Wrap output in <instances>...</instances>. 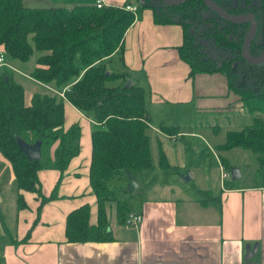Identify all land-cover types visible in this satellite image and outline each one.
Segmentation results:
<instances>
[{"label": "crops", "instance_id": "obj_1", "mask_svg": "<svg viewBox=\"0 0 264 264\" xmlns=\"http://www.w3.org/2000/svg\"><path fill=\"white\" fill-rule=\"evenodd\" d=\"M125 1L104 3L118 6ZM23 2L30 8H70L96 4L97 0ZM181 41L180 26L154 24L152 11L146 9L124 34L122 61L115 53L106 62L107 69L114 70L111 59L117 56L120 69L114 72L129 71L131 81L148 91L145 106L151 118L148 135L154 166L131 172L138 183L133 192L127 191L125 176L111 184L116 193V186L130 195L140 191L134 204H129L127 193L117 195L127 202L128 214L141 216V222L134 226L120 224L116 203H106L111 240L67 242L65 219L69 212L88 204L89 222L96 223L97 204L89 186L88 170L91 132L98 124L65 101V128L77 123L81 130L79 154L61 175L58 199L39 205L37 193L20 191L26 207L17 209L15 192L11 203H3L0 196V206L6 207L5 217L0 218V236L5 241L0 244V264H264V156L238 147L217 150L218 145L225 144L229 132L253 128L255 119L264 122V116L251 115L241 106L231 88L239 79L231 82L230 71L189 77V67L176 50ZM31 64L32 60L25 71L17 64H9L16 71L14 80L24 87L27 104L34 94L45 90L53 93L48 85L29 76L35 62ZM160 125L179 130L174 134L164 132ZM237 126L239 129L233 130ZM179 135L184 138L182 145ZM158 146L173 171L157 166ZM235 156L239 159L232 165ZM245 162L251 164L247 182L237 165ZM0 163L13 180L10 166L1 156ZM231 168L239 170L240 177L235 181L222 178L223 169L230 173ZM186 174L189 179L184 181ZM37 176L39 193L49 196L59 172L43 169ZM28 230V241L20 242Z\"/></svg>", "mask_w": 264, "mask_h": 264}, {"label": "trees", "instance_id": "obj_2", "mask_svg": "<svg viewBox=\"0 0 264 264\" xmlns=\"http://www.w3.org/2000/svg\"><path fill=\"white\" fill-rule=\"evenodd\" d=\"M145 1L146 4L135 5L136 13H132L124 9L130 0L118 6L92 4L70 8H30L23 0H0V53L5 63L19 65L35 57L29 76L48 85L47 89L53 92L34 94L27 104L24 87L14 80L10 70H15L13 65L8 64L9 70H0V156L14 176L17 209L26 207L20 191L37 193L39 205L58 199L61 175L79 154L81 130L77 123L65 128L64 102L98 124L91 132L88 170L89 186L97 204L96 223L89 222L88 204L69 212L65 219L68 243L111 240L105 204L116 203L120 224H125L129 213L127 202L121 201L111 188L112 182L126 177L127 172L154 166L148 135L151 118L145 106L148 91L138 82L127 84L131 80L129 71L114 72L106 67L115 53L122 61L124 34L143 10L152 11L154 24L180 26L182 41L176 50L189 67V77L212 72L227 74L235 65L242 66L241 71H236L241 79L231 88L249 114L264 116V78L259 70L264 62L254 66L241 56L248 22L231 24L215 12L216 17H202V10L207 8L202 0H186L177 6L165 5L162 0ZM211 1L229 14L252 13L260 19L262 41H252L249 47L250 55L259 57L264 51V0ZM200 38L210 44H201ZM207 46H214L222 57H210L204 49ZM255 120L253 128L229 132L222 147H238L264 156V122ZM159 129L172 134L179 130L164 125ZM19 140L30 145L40 142V159L29 162L19 149ZM157 166L164 171L174 170L160 146ZM43 169L60 174L47 197L38 189L37 173ZM205 201L209 200H201ZM39 211L40 206L37 214ZM29 234L30 230L20 242H27ZM1 243L5 241L0 236Z\"/></svg>", "mask_w": 264, "mask_h": 264}, {"label": "rangeland", "instance_id": "obj_3", "mask_svg": "<svg viewBox=\"0 0 264 264\" xmlns=\"http://www.w3.org/2000/svg\"><path fill=\"white\" fill-rule=\"evenodd\" d=\"M130 1L133 2V4H135V5H138V4L141 5V4H146L147 3V1H145V0H130ZM154 2H156V1L154 0ZM245 8H248V5H246ZM214 14L215 13L213 11H211L210 9H208V8H204L202 10V12H201L202 17H207V16L216 17ZM249 14H252V13H249ZM255 19H256L257 24L259 25V27H258L257 32H256L255 37H254V43H257V42L260 43L262 41L260 19H258V18H255ZM249 26H250V24H249ZM200 39H201L200 40L201 44H203V45H209L210 44V42L208 40H206L205 38H200ZM204 49H205L206 53L210 57H212V58H214L216 60L219 57H222L221 53H218L214 46H207ZM32 60L34 62L35 57H33ZM111 60L113 62L111 65L112 66L114 65V70H112V71H118L120 69L118 57L116 56L115 58H112ZM77 63H78V61H77ZM29 64H30V60L27 63H19L18 66H20L21 70L25 71L27 66L30 67ZM256 66H259V65H256ZM242 68L243 67L239 66V65H235V69L234 68H230L229 79H230L231 82L235 83L238 79L239 80L241 79V75L238 72L241 71ZM4 69H6V68H4ZM259 70L261 71L262 78H264V63L261 65V67H259ZM236 71H238V72H236ZM13 74L16 75V71L15 70H13ZM239 127L240 126H237L233 130L239 129ZM179 140L181 141V145H182L183 140H184L183 136L179 135ZM217 150L222 152V151H225L227 149L223 148L221 146V144H220V145L217 146ZM238 159H239V157L235 156L234 160L232 161V165H235V161L238 160ZM212 162H214V161L211 158V163ZM237 165L239 166V169L241 170V172L244 174V178L243 179L245 180V182H247L249 180L247 176H248V174H250L251 164H249V162H247V163L245 162V164H237ZM246 165H248V166H246ZM7 174L8 173L5 171V166H3L0 163V196L3 197V199H2L3 203L4 202H6V203L13 202L14 192H15V189H16L15 188V180L14 179L12 180L11 177L9 179L7 177ZM230 180H232L231 177H230ZM251 180L254 181L252 176H251ZM236 182H238V181H236ZM183 186H185V185L183 184ZM120 189H121L120 186H116V190H118L117 193H119L121 196H123L125 193H129V192H126L125 189H124V192H120ZM140 194H141L140 191H137V193H133V195L127 194L130 197L128 199L129 200V204H134L135 201H138ZM201 198H203V195L201 196ZM5 210H6L5 206H0V218L5 217Z\"/></svg>", "mask_w": 264, "mask_h": 264}, {"label": "water", "instance_id": "obj_4", "mask_svg": "<svg viewBox=\"0 0 264 264\" xmlns=\"http://www.w3.org/2000/svg\"><path fill=\"white\" fill-rule=\"evenodd\" d=\"M165 5L168 6H177L181 3L185 2L186 0H162ZM204 2V5L210 9L211 11L215 12L220 18H222L224 21L231 23V24H241L248 22L250 23L249 29L247 31V34L244 38V42L241 49V56L247 63L251 65H257L262 64L264 62V51L259 57H252L249 52V47L252 41L254 40L255 34L258 29L257 22L255 21V15L254 14H229L227 13L221 6L214 3L211 0H202ZM132 82L131 80L127 81V84L130 85ZM19 149L21 152H23L29 162L37 161L41 157V151H40V142H36L32 145H27L25 142L19 140ZM238 170L237 169H231V175L232 179H236L239 177V174H236ZM187 175V174H186ZM183 176L182 179L184 181H187L189 179V176ZM127 178V185L126 189L127 191L133 192L138 188V183L131 175V173H126Z\"/></svg>", "mask_w": 264, "mask_h": 264}, {"label": "built area", "instance_id": "obj_5", "mask_svg": "<svg viewBox=\"0 0 264 264\" xmlns=\"http://www.w3.org/2000/svg\"><path fill=\"white\" fill-rule=\"evenodd\" d=\"M96 4L98 6H101V4L105 5L104 0H97ZM124 9L127 11H130L132 13H136V6L135 5H131V4L126 5L124 7ZM0 65L8 67V65L5 63V58H4L3 53H0ZM140 222H141V216L133 215V214H127L125 225L134 226Z\"/></svg>", "mask_w": 264, "mask_h": 264}, {"label": "bare ground", "instance_id": "obj_6", "mask_svg": "<svg viewBox=\"0 0 264 264\" xmlns=\"http://www.w3.org/2000/svg\"><path fill=\"white\" fill-rule=\"evenodd\" d=\"M256 21V19H255ZM257 22V21H256ZM250 24V23H249ZM258 25V24H257ZM257 65H260V64H257ZM256 66V65H255ZM0 70L4 71V68L0 65ZM27 144V143H26ZM27 145H30V144H27ZM32 145V144H31ZM24 154V153H23ZM25 155V154H24ZM26 157V156H25ZM231 169H237V168H231ZM231 169H230V173L227 171V170H224L223 169V172H222V178H229L231 177L232 179V175H231ZM238 170V169H237ZM236 174H239V170L236 172ZM239 177H240V174H239ZM233 181H235L234 179H232Z\"/></svg>", "mask_w": 264, "mask_h": 264}]
</instances>
